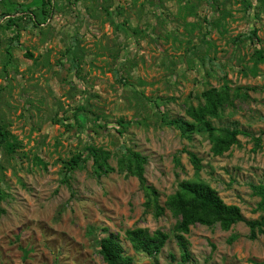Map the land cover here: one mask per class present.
Listing matches in <instances>:
<instances>
[{
  "label": "rangeland",
  "instance_id": "rangeland-1",
  "mask_svg": "<svg viewBox=\"0 0 264 264\" xmlns=\"http://www.w3.org/2000/svg\"><path fill=\"white\" fill-rule=\"evenodd\" d=\"M42 2L0 0V15L15 24L0 22V125L13 145L0 147V264H106V236L133 264H185L178 219L165 204L186 181L210 185L247 220H262L255 187L264 185V0ZM224 86L242 97L212 125L250 136L215 156L205 135L182 137L169 122L191 120L188 106ZM79 107L89 116L84 132L74 121ZM89 145L109 154L101 177ZM129 151L149 159L160 217L121 169ZM189 152L202 160L198 173ZM79 153L87 161L70 171ZM136 228L168 238L160 254L133 249L126 231ZM262 229L252 240L244 223L191 226L182 234L186 264H264Z\"/></svg>",
  "mask_w": 264,
  "mask_h": 264
},
{
  "label": "trees",
  "instance_id": "trees-1",
  "mask_svg": "<svg viewBox=\"0 0 264 264\" xmlns=\"http://www.w3.org/2000/svg\"><path fill=\"white\" fill-rule=\"evenodd\" d=\"M42 4L43 7L47 5L52 6V0H43ZM45 11L42 8L38 13L42 17V24L47 22ZM9 18L10 21L14 20L9 12H5L2 16L0 15V22L2 21L1 19L9 20ZM33 20L42 25L37 20V16H34ZM11 23L14 24L13 21ZM253 35H256V31H254ZM73 66L76 69L78 68L76 60ZM201 97L203 101L198 106H188L187 115L191 120L175 119L169 122L170 125L181 132L182 137L190 138L193 134L205 135L212 146L211 151L213 154L215 156H221L229 151L232 146L239 144V135L250 136L248 132L241 130L232 131L229 128L215 127L210 121V119L219 118L225 108L234 105V101L242 97L239 92L231 94L230 88L224 86L220 90L211 88L203 92ZM87 119H89V116L84 113V108L79 107L74 121L82 132L86 130L85 125ZM97 119L98 117L95 116L96 121ZM10 139L11 134L0 125V147L6 150L13 147ZM87 150L94 157V166L98 177L108 173L109 154L105 151H99L94 145H89ZM189 157L196 172H200L203 168L202 160L191 152H189ZM124 159L127 160L124 161ZM86 161L87 158H84V154L79 153L78 155H74L68 163L69 170L71 171L81 167ZM148 162L149 159L147 156H143L139 152L129 151L127 157L124 156L120 161V166L121 169L126 170L128 174L139 180L146 195L153 198H149L150 200L146 203L147 210L153 202L155 216L160 217L163 215L164 209L158 205V194L152 186L148 185L145 176ZM255 194L261 198L258 210L264 212V185L255 187ZM165 206L178 219L176 230L179 234L176 235V238L181 249L182 262L185 264L190 261L191 253L188 243L182 234H188L191 226L201 224L203 226L214 227L219 225L222 230L230 231L233 226L244 223L250 229V238L252 240L257 238L258 233H263L264 217H262V220H247L237 205L226 204L214 188L200 180L180 183L177 192L168 197ZM2 213L3 211L0 212V215ZM126 238L132 244L135 251L144 252L150 257H155L160 254L168 239L158 232L151 235L146 229L142 228L127 230ZM100 255L106 264L134 263L132 257L125 255L121 243L115 236H106L101 239Z\"/></svg>",
  "mask_w": 264,
  "mask_h": 264
}]
</instances>
